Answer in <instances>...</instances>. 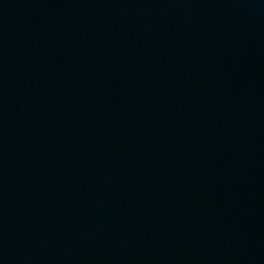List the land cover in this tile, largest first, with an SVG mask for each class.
Segmentation results:
<instances>
[{"label": "water", "instance_id": "95a60500", "mask_svg": "<svg viewBox=\"0 0 264 264\" xmlns=\"http://www.w3.org/2000/svg\"><path fill=\"white\" fill-rule=\"evenodd\" d=\"M0 264H264V0H0Z\"/></svg>", "mask_w": 264, "mask_h": 264}]
</instances>
